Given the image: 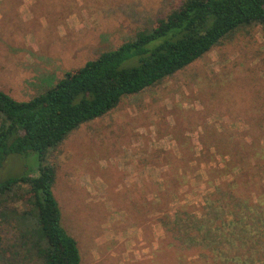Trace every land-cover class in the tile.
<instances>
[{
    "label": "rangeland",
    "instance_id": "1",
    "mask_svg": "<svg viewBox=\"0 0 264 264\" xmlns=\"http://www.w3.org/2000/svg\"><path fill=\"white\" fill-rule=\"evenodd\" d=\"M181 1L0 0V89L29 99ZM256 137L264 145L260 27L82 124L50 156L61 225L77 240L81 264H174L170 250L160 252L159 218H176L180 206L199 215L215 172ZM38 163L34 152L10 154L0 183ZM141 185L150 188L144 198ZM133 189L137 204L120 203L119 190Z\"/></svg>",
    "mask_w": 264,
    "mask_h": 264
},
{
    "label": "trees",
    "instance_id": "2",
    "mask_svg": "<svg viewBox=\"0 0 264 264\" xmlns=\"http://www.w3.org/2000/svg\"><path fill=\"white\" fill-rule=\"evenodd\" d=\"M256 27L264 31V0H182L29 99L0 89V167L13 153L34 152L39 161L32 172L0 183V264H81L77 240L61 225L52 152L126 97ZM215 173L219 181L199 215L194 206H180L176 218H159L160 252L170 250L174 264H264V145L256 137ZM119 199L137 204L132 192Z\"/></svg>",
    "mask_w": 264,
    "mask_h": 264
},
{
    "label": "crops",
    "instance_id": "3",
    "mask_svg": "<svg viewBox=\"0 0 264 264\" xmlns=\"http://www.w3.org/2000/svg\"><path fill=\"white\" fill-rule=\"evenodd\" d=\"M140 187L142 188L141 190L144 191L145 193H146V191H147L148 189H150V188H147V187L144 186V185H143V186L141 185ZM155 187H156V185H155ZM131 188H132V187H131ZM116 189H117V188H116ZM155 190H156V188L154 189V191H155ZM119 191H120V192L118 193V196H120L122 190H119ZM151 192H152L151 190L148 191V193H147V194H148V195H147V199H151V197H150ZM132 194H135V189L132 190Z\"/></svg>",
    "mask_w": 264,
    "mask_h": 264
}]
</instances>
